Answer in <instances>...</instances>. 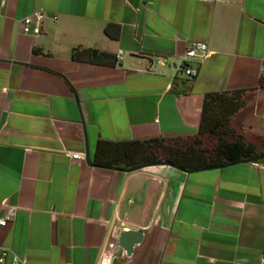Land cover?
<instances>
[{"label":"crops","instance_id":"obj_1","mask_svg":"<svg viewBox=\"0 0 264 264\" xmlns=\"http://www.w3.org/2000/svg\"><path fill=\"white\" fill-rule=\"evenodd\" d=\"M39 9L34 34L22 20ZM191 42L206 46L194 78L178 70ZM74 48L116 62L73 61ZM263 55L264 0H0V216L15 207L0 247L96 264L116 225L143 236L112 264H260L264 161L123 172L69 153L83 154L81 119L93 164L100 140L192 137L204 95L227 91H247L234 129L264 138Z\"/></svg>","mask_w":264,"mask_h":264},{"label":"trees","instance_id":"obj_2","mask_svg":"<svg viewBox=\"0 0 264 264\" xmlns=\"http://www.w3.org/2000/svg\"><path fill=\"white\" fill-rule=\"evenodd\" d=\"M118 29L107 25L104 34L117 37ZM37 52V50H33ZM70 59L97 65L113 66L114 55L89 48H74ZM264 70V55L262 60ZM259 88H264L260 77ZM247 91H227L205 94L203 97L200 121L197 132L192 137H172L175 144H164L162 138L126 142L97 141L94 164L99 167L119 168L124 170L139 166H151L157 163H169L183 171L218 167L224 164L249 161L263 162L264 145L245 142L242 135L231 127V118L244 106ZM214 142L204 145L205 139Z\"/></svg>","mask_w":264,"mask_h":264},{"label":"built area","instance_id":"obj_3","mask_svg":"<svg viewBox=\"0 0 264 264\" xmlns=\"http://www.w3.org/2000/svg\"><path fill=\"white\" fill-rule=\"evenodd\" d=\"M44 14L41 9L32 12L26 16L22 23L24 26L32 27V32L37 34L39 32L41 22ZM206 56V46L203 43L191 42L184 52L181 64L178 70L189 78L196 76V71L188 66L190 60L194 58H204ZM72 159L83 160V154L81 153H69ZM15 213V207H6L2 216H0V227H5L7 223L13 218ZM120 228L116 225L110 227L106 240L102 249L100 250L96 264H112V260L115 257V252L118 250V234ZM7 257L10 258V264H29L24 259L17 257L11 250L5 247H0V264H4ZM63 264H71L64 262ZM233 264V263H228ZM260 264H264V256L261 259Z\"/></svg>","mask_w":264,"mask_h":264},{"label":"water","instance_id":"obj_4","mask_svg":"<svg viewBox=\"0 0 264 264\" xmlns=\"http://www.w3.org/2000/svg\"><path fill=\"white\" fill-rule=\"evenodd\" d=\"M80 124H81V128H82V136H83V142H84L83 160L88 166H96L91 161V158L89 155V150H88V146H87V139H86V131H85V127H84V123H83L82 119H81ZM262 157H264V155ZM249 161H253V160H249ZM241 162H243V161L228 163V164H224V165L218 166V167L198 169V170H194V171L196 172V171L218 169V168H222V167L232 166V165H235V164L241 163ZM155 165H166V166H171L173 168L179 169V168H177V167H175L169 163H157ZM144 167H146V166H139V167L129 169V170H124V169H119V168H110V167H104V168L119 170V171H123V172H133V171L139 170V169L144 168ZM194 171H184V172L190 173V172H194ZM142 236H143V233L141 231H137V230L127 229L124 231H120L118 234V239H117L118 250H120V252H124L126 256H129L133 251V247L135 245H138L141 242Z\"/></svg>","mask_w":264,"mask_h":264},{"label":"rangeland","instance_id":"obj_5","mask_svg":"<svg viewBox=\"0 0 264 264\" xmlns=\"http://www.w3.org/2000/svg\"><path fill=\"white\" fill-rule=\"evenodd\" d=\"M263 82H264V76H263ZM240 111V110H239ZM238 111V112H239ZM237 112V113H238ZM236 113V114H237ZM235 114V115H236ZM235 115L231 118V127L234 129V124H233V122H234V117H235ZM235 130V129H234ZM236 131V130H235ZM236 133H238L237 131H236ZM238 134H240V133H238ZM241 135V134H240ZM253 136L254 135H251V134H246V135H244V137H243V140L245 139V142H249V143H254V144H256L257 146H259V147H261V146H263L264 145V138L263 137H256L255 138V136H254V138H253ZM170 139V137H163L162 138V141L164 142V144H167V145H173V144H175L173 141H171V140H169ZM214 142V140L212 139V138H210V139H205L204 140V145L205 146H207V147H209L212 143Z\"/></svg>","mask_w":264,"mask_h":264}]
</instances>
